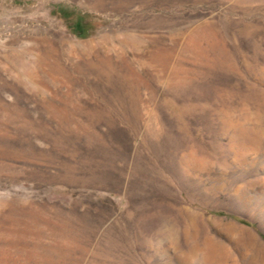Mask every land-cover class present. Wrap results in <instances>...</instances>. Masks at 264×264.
Masks as SVG:
<instances>
[{"label":"rangeland","instance_id":"374dc122","mask_svg":"<svg viewBox=\"0 0 264 264\" xmlns=\"http://www.w3.org/2000/svg\"><path fill=\"white\" fill-rule=\"evenodd\" d=\"M0 264H264V0H0Z\"/></svg>","mask_w":264,"mask_h":264}]
</instances>
